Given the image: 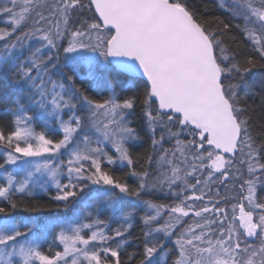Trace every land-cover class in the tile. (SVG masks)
<instances>
[{"label": "snow or ice", "instance_id": "snow-or-ice-1", "mask_svg": "<svg viewBox=\"0 0 264 264\" xmlns=\"http://www.w3.org/2000/svg\"><path fill=\"white\" fill-rule=\"evenodd\" d=\"M219 6L242 21L235 27L243 41L227 38L230 24L210 26L190 0H8L0 6L6 25L0 28V81L17 94L12 127H0L6 149L0 169L25 165L22 179L7 175L0 200L16 209L13 196L32 195L46 175L56 202L67 205L98 185L114 202V190L140 202L121 199L120 211L147 209L139 216L144 227L134 252L125 245H131L135 213L125 211L114 229L95 219L70 233L61 230L54 239L63 250L45 253L32 226L18 225L0 207L6 217L0 221V264H264V196L257 191L260 185L264 192V0ZM112 73L126 77L131 95L113 88L100 101L77 87L78 79L111 87ZM38 117L52 118L62 137L35 132L31 124ZM145 128L153 152L160 146L158 164L168 166L154 179L130 151ZM93 131L99 134L95 147ZM166 139H174L175 147L164 149ZM65 152L68 182L61 183L63 170L53 164ZM146 162H153L152 155ZM118 164L137 178L135 188L105 167ZM229 180L239 183L238 194L230 198L217 190L208 196L212 184ZM152 191L178 202L142 198Z\"/></svg>", "mask_w": 264, "mask_h": 264}, {"label": "trees", "instance_id": "trees-1", "mask_svg": "<svg viewBox=\"0 0 264 264\" xmlns=\"http://www.w3.org/2000/svg\"><path fill=\"white\" fill-rule=\"evenodd\" d=\"M190 2L202 12L203 17L205 21L210 25V26H221L223 24H230L232 27L230 29V36L227 37L228 39H231V37H236L239 41H243V36L240 33V31L235 27L236 24L242 23V21L239 18H233V16L222 9L219 5L222 3L221 1L218 0H190ZM0 6H3L0 4ZM47 14V13H46ZM1 18V17H0ZM0 28H3L0 26ZM35 42V40L31 41ZM63 45L67 43L66 40L64 42H61ZM36 47V46H35ZM40 47V46H39ZM35 50V48H33ZM48 49L44 48V52H47ZM25 55H27V51L25 50ZM91 53H88L89 55ZM61 58L63 59V53L61 51ZM55 72V70H53ZM59 77H56L58 79ZM111 87L106 86L104 84H100L99 86L95 87L94 90H90L89 87L91 86H96V82L90 81V80H83L79 81L77 80V87L83 88L87 90V93L90 97L96 100H104L107 99L109 95H111L112 89L114 88L116 92L121 93V95H131L132 92L126 87L127 80L124 75H117L116 73H112L108 77ZM123 89V92L121 91ZM139 91L143 90V85L141 83ZM94 91V92H93ZM99 92V93H97ZM17 98V94L14 90V88L7 82V81H0V127H5V130L8 128L12 127V120L14 117L12 116V112L15 111L16 104L15 100ZM248 99V102L250 104L253 103V98L246 97ZM256 104L259 103L258 100L255 101ZM257 119H259V109L257 108ZM41 121H45L43 118L40 119ZM133 123L134 125L139 124V120L136 118H133ZM31 126H38L36 120L34 119L32 121ZM139 130V129H138ZM147 129L145 128L144 131L141 132L142 139L140 141V144H138L136 147L130 149V151L133 152L134 157L144 160V167L149 170L150 177L153 179L157 176L160 175L162 172V165L164 164H158L159 156L161 154L160 152V146H157V150L153 152L152 150V143L151 139L149 138V135H145L144 132H146ZM94 132V131H93ZM95 133V132H94ZM97 134V133H96ZM190 138V137H189ZM93 146V145H92ZM95 147V146H93ZM111 147V145H110ZM175 147V144L172 143V141H168L167 139L163 143V148L164 149H172ZM105 148V147H104ZM0 150H6L2 147H0ZM105 151L109 152V154H114V149L112 148L111 150L105 149ZM148 155H152L153 157V162L151 164H148L146 162V157ZM0 163H3V160L0 158ZM88 164V163H86ZM237 166L240 167L243 172L244 176H247V171L246 168L243 165H239L237 163ZM105 167L110 168L112 173L120 177L123 180H126L129 185L133 188L137 186V178L132 177L128 175L129 170L121 165H116V166H109L105 165ZM137 170L140 171L142 170L139 165H137ZM0 172H5V169H0ZM8 173L5 175L7 177ZM14 175V174H13ZM0 174V180L4 182V185L7 184L6 181L1 178ZM151 182V181H150ZM225 185L227 187H225ZM2 186V185H1ZM98 186V185H95ZM103 187L98 186L97 190L102 189ZM175 190V189H173ZM219 190L220 195L224 196L227 194L230 198L240 192V187L239 183L230 181L224 184L216 183L211 185V191L214 193ZM85 191H87V195L94 196L97 198L99 196V191H94V185H89L87 188H85L84 192L81 193L78 197L74 198L73 200H76L85 194ZM257 191L260 196H264V192H261V186H257ZM34 192V189H33ZM164 192H167V188L164 189ZM164 192H159V191H152V192H145L142 194V198L144 200H151L155 203L158 204H173L174 202H178L175 197L171 196H165ZM56 194L55 190L48 191L44 194H37L36 196L32 195H27V194H21V193H16L13 196V199L18 203V207L16 209H11L10 206L7 204L6 201L0 200V207L6 208L8 211L9 215L14 219V221L18 225H24L25 223L22 222V220L27 221V222H36L34 224V232L37 230H46V233H41L40 238L43 240L41 242V250L44 251L45 253L49 252V248L51 247L52 251H62L63 246L59 243L58 240H55V232L50 228V225H54L57 222H60L64 218L69 216H73L74 218L78 217V213L76 210L80 211L81 213H85L86 210L82 204H76L71 205L68 203L67 205L64 204V202H56L52 199V197ZM86 195V197H87ZM120 197L117 195V201L118 204L114 203L111 204L108 207V203H104L100 207L101 215H100V220L106 221L108 224L109 229H114L116 228V220L119 218L118 216H122L125 211H133L135 213V219L132 221L133 222V228L130 229L131 233V245H125V248L127 249L128 253L134 252L137 249V245L141 244V239H142V229H143V224L139 220V216L144 213V211H147V209H143V206L141 205L139 209H133L130 207H125L123 211H120ZM83 199V198H82ZM81 199V200H82ZM207 199V198H206ZM125 202L131 201L134 204H140L139 201L135 200L134 198L131 197H126V200L122 199ZM99 201V200H98ZM112 202V201H111ZM102 203V202H101ZM192 203V202H189ZM224 201H222V204ZM231 203H235V201L230 200L228 203V210L231 212ZM70 206L71 212L63 213L65 208H68ZM99 205V204H98ZM113 208V216L110 214V208ZM94 208L91 211H87L86 213L92 216H95V213H97L98 209ZM69 210V209H68ZM99 215V213H98ZM6 219L3 214H0V219ZM166 219L162 217V220H159L162 222V224L165 222ZM120 223V222H119ZM118 223V224H119ZM33 224V223H32ZM42 227V228H41ZM118 227V226H117ZM41 228V229H40ZM21 230H25L22 229ZM89 232V231H86ZM84 234H89V233H84ZM162 235V234H161ZM174 239V237H173ZM142 246V245H141ZM173 245L171 242L168 243V247H172ZM71 257H69V260Z\"/></svg>", "mask_w": 264, "mask_h": 264}, {"label": "rangeland", "instance_id": "rangeland-1", "mask_svg": "<svg viewBox=\"0 0 264 264\" xmlns=\"http://www.w3.org/2000/svg\"><path fill=\"white\" fill-rule=\"evenodd\" d=\"M218 1H221V2H231V0H218ZM6 3H8V0H0V4L1 5H4V4H6ZM5 24V23H4ZM6 26V25H5ZM35 41H37V40H35ZM62 42H64V41H62ZM42 43L43 42H41V41H38V45L39 46H42ZM67 45V43L64 45V46H66ZM35 48V47H34ZM90 53V52H89ZM88 53H85V55H87ZM92 55H95L94 53H91V54H89L88 56H92ZM65 112H67V109H65ZM63 118L65 119V120H67L68 119V116L67 115H64L63 116ZM44 124H46L45 126L47 127V129L46 130H51V129H55L57 132H60L59 130H58V125L57 124H55L54 122H53V120H52V118H48V121L47 122H45L44 121ZM51 133H53V131L51 132ZM91 133V132H90ZM92 133H94V132H92ZM94 135L95 136H92V138H93V146H96V144H95V140H96V138L99 136V134L97 133H94ZM59 138H60V136H59ZM172 141V143L173 144H175V140L173 139V140H171ZM107 146H109L108 144H104V145H102V147H107ZM111 148H112V146H111ZM63 151V150H62ZM5 153V152H4ZM64 156H66L67 157V160H62V155L61 156H58V157H56V158H54V164H53V166L54 167H56L57 165H60L61 166V168H62V170H63V174L59 177V179H60V182L61 183H67L68 182V180H67V172H66V168H67V161H68V158H69V156H68V153L67 152H65L64 153ZM29 159H33V160H41L42 158H29ZM85 163V166H87V164L86 163H88V162H84ZM7 166H9V169H8V174L9 173H11L12 175H13V170H18L19 171V173H20V177L19 178H16L14 175V177L17 179V180H20V179H22L23 178V176H24V173H23V171H22V169L25 167V165H22V164H19L18 163V165H7ZM168 171V166L167 165H162V172H167ZM39 180H40V182L43 184V186L42 187H40V186H37V187H35L34 188V192H32V195H37V194H39V193H44V192H47V191H51V190H55V191H57L56 190V188H55V186H54V184L51 182V180L46 176V175H44V176H40L39 177ZM5 181L7 182V177H5ZM199 187V186H198ZM97 188H98V186H95L94 185V191L96 192L97 191ZM173 189H175L176 190V188H175V186H173ZM114 191H116L117 192V195L118 196H120L121 198L122 197H124L123 196V194H120V193H118V190H114ZM87 193V191H85V194ZM186 194H188V193H186ZM215 193L213 192V191H209L208 192V196H213ZM121 198H119L120 200H121ZM95 199H96V201H95ZM99 200V201H98ZM207 200V199H206ZM94 201H95V203H94ZM102 202V204L104 205V203H108V205L110 206L111 204H113V203H115V204H118V201L116 200L115 202L114 201H109V199L106 197V196H101L100 198H92V199H90V200H87L86 202H85V208H87V209H91L92 207H93V205H98V204H100ZM197 204H200L201 202H196ZM64 211L65 212H67V213H69V212H71V209H67V208H65L64 209ZM77 211V213H78V217L77 218H80V220H79V225L78 226H71L70 225V221L72 220V219H74V217L71 215V216H69V215H67V217L66 218H64L63 220H61L59 223V228H61V230H65L66 232H69L70 233V230L71 229H73V228H76V227H79L80 225H82V224H86V223H91L93 220H95V219H100V216L98 215V213H95V216H92L91 217V215H89V214H87L86 212L85 213H81L80 211H78V210H76ZM114 210H113V208L111 207L110 208V214H111V216H113V212ZM119 218L116 220V227L117 226H119V222H122V220H123V215L122 216H118ZM164 219H167V217L166 216H164L163 217ZM33 223H35V222H33ZM53 225H50L49 227L51 228ZM102 227V226H101ZM56 230H58V229H55L54 230V232H55V236L58 234V231H56ZM86 231H89V232H86ZM84 233H89L90 234V230L89 229H84L83 230V232H82V234H84ZM38 240L39 241H43V240H40V238L38 237ZM63 246V245H62Z\"/></svg>", "mask_w": 264, "mask_h": 264}, {"label": "water", "instance_id": "water-1", "mask_svg": "<svg viewBox=\"0 0 264 264\" xmlns=\"http://www.w3.org/2000/svg\"><path fill=\"white\" fill-rule=\"evenodd\" d=\"M225 155H227V154H225Z\"/></svg>", "mask_w": 264, "mask_h": 264}]
</instances>
